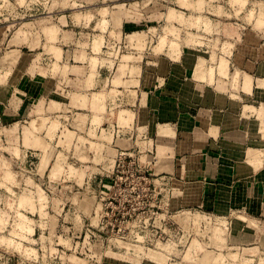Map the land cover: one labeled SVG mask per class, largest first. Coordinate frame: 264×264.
I'll list each match as a JSON object with an SVG mask.
<instances>
[{"label":"rangeland","instance_id":"rangeland-1","mask_svg":"<svg viewBox=\"0 0 264 264\" xmlns=\"http://www.w3.org/2000/svg\"><path fill=\"white\" fill-rule=\"evenodd\" d=\"M40 1L0 0V264H264V104L234 70L264 59V0L77 8L113 30L93 41L114 68L92 112L68 105L76 97L42 69L55 54L53 13L74 7ZM167 66L180 84L165 105L185 147L176 151L155 149L159 134L128 105L134 81L166 80ZM214 78L226 80L243 133L214 132L209 149L203 92L189 104L185 85Z\"/></svg>","mask_w":264,"mask_h":264},{"label":"crops","instance_id":"crops-1","mask_svg":"<svg viewBox=\"0 0 264 264\" xmlns=\"http://www.w3.org/2000/svg\"><path fill=\"white\" fill-rule=\"evenodd\" d=\"M49 1L50 0H41L37 2L36 5L42 7L50 6ZM98 2L99 0L55 1L59 7L68 4L74 7V9L59 10L53 13V26L55 30V34H53L55 38L53 48L55 54L48 53L47 66H42V69L47 72L48 79L52 78L54 80V86L56 85L58 88L66 87L68 92L72 94L71 96L74 95V97H76L75 99L69 98L68 105L72 103L74 106L77 105V108L85 107L89 112H92V102L94 101L92 100V94H96L94 91L101 90L104 87L105 81L109 76L108 74H110L112 68H114L110 66L109 60L93 52V41L101 37H103V39L105 38L107 41H111V31L113 32V30H107L105 34L99 32V30H96L98 23L96 16H94L93 13L88 15L86 11L77 10V8L82 9L94 6L98 4ZM86 43L89 49L84 47ZM94 56L99 60V66H90L91 59ZM43 59H46V57L44 56ZM54 63L58 66H51ZM154 67L156 68H153V70L157 74L159 73L158 69L162 70L161 66ZM175 67L176 66H167L171 75L166 80L155 76L154 79L144 78L134 81L136 84L133 85L132 88H134L135 95H131V100L128 104L132 108V111H130L132 114L131 116H133L135 120L137 119L135 123L138 127L142 125L143 127H150L152 136L154 133L156 135L159 134L154 143L155 149L157 150L176 151L177 149L185 148L179 147L178 143L175 144L172 138V132L175 130L176 124L172 123L174 110H172L171 107L173 101H176L174 99L179 96L177 94V87L180 86L178 79H176L174 75ZM30 68L31 67L28 66L27 69L30 70ZM54 68L58 69L56 70L59 71L57 74L52 73ZM130 69L131 68L127 69V71L129 72ZM134 69L136 71L135 67ZM234 70L240 71L249 79L252 89L250 97L255 101V105L264 104V59L260 60L257 66H246L243 69L237 66ZM93 73H95V76H93ZM43 83H45L44 77ZM185 86H189L193 90L191 91L187 87L185 94L187 97L186 101H188L187 103L198 102L200 97L198 90H202L203 92L201 101L206 107L203 110L202 116L206 118L207 121V131L205 134L207 137V147L209 149H212L211 147L214 139L212 137H214V132H222L223 138L226 135L237 137L243 133L240 124L238 125L236 120V118H238V113L240 114L241 112L236 108L233 110L229 109V105L226 107L230 98L225 90L227 86L225 79L214 78L212 81H200V83L196 84L192 82ZM106 103H108V100ZM166 104H169L171 107L168 106V108H166ZM88 115L89 117L91 116L90 114ZM108 117L111 116L107 115L106 118ZM228 117L234 120L226 119ZM253 117L257 118V115H251L250 118ZM162 120L169 121V124H160V122H163ZM227 120L229 121L228 124H226ZM236 141L238 143L241 142L237 139ZM122 143L127 144L124 139ZM192 187L193 188L188 193L189 197H193L197 190V188H194L195 186Z\"/></svg>","mask_w":264,"mask_h":264},{"label":"bare ground","instance_id":"bare-ground-1","mask_svg":"<svg viewBox=\"0 0 264 264\" xmlns=\"http://www.w3.org/2000/svg\"><path fill=\"white\" fill-rule=\"evenodd\" d=\"M200 61H202V60H200ZM198 63H199V60H198ZM202 65V64H201ZM202 72V71H201ZM255 158V157H254Z\"/></svg>","mask_w":264,"mask_h":264}]
</instances>
